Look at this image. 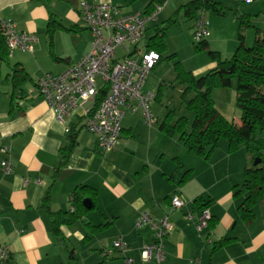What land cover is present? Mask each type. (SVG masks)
I'll return each mask as SVG.
<instances>
[{
	"label": "crops",
	"instance_id": "obj_1",
	"mask_svg": "<svg viewBox=\"0 0 264 264\" xmlns=\"http://www.w3.org/2000/svg\"><path fill=\"white\" fill-rule=\"evenodd\" d=\"M80 1L0 0V19H11L19 30L37 37L32 53L15 49L9 55V64L0 66V162L5 158L12 162L9 174L0 169V243L10 247L9 259L0 264H126V256L133 259L132 264L262 262L264 187L251 219L242 218L238 211L248 195L241 186L244 170L253 166L243 145L229 152L226 140H219L213 154L204 159L189 153L177 136L161 132L157 119L148 126L139 112H126L117 145L103 151L84 127V106L76 107L64 122L56 120L37 91L36 82L44 73L61 72L89 51L92 35L80 19ZM95 1L109 2L122 14L145 12L160 3L162 10L168 7L170 18L182 12L181 6L191 0H135L131 4L125 0ZM210 1L219 2L221 9L216 16L211 12L207 16L209 34L205 41L221 56L236 49L241 16L249 21L242 30L245 46L252 45L264 30V0ZM228 13L235 20L226 21ZM49 20L60 24L54 29L51 43L47 35ZM155 24L147 26L146 37ZM14 64L29 79L21 84V90H15L11 100L13 91L6 75ZM214 66L211 61L200 70L206 72ZM72 129L77 143L55 176L59 150L70 141ZM25 179L29 180L27 184ZM77 185L96 190L97 209L88 213L89 226L77 219L61 225L56 236L51 232L49 215L39 208L40 199L50 187V208L67 211ZM174 195L185 200L182 208L170 207ZM196 198H201L203 208L211 214L200 231L196 224L203 208L193 203ZM142 211L156 218L167 214L173 224L163 241L161 263L140 258L141 248L151 237L149 226H134ZM187 212L193 214L192 219L185 217ZM106 223L107 227H97ZM117 238L130 250L103 255L102 247Z\"/></svg>",
	"mask_w": 264,
	"mask_h": 264
},
{
	"label": "built area",
	"instance_id": "obj_2",
	"mask_svg": "<svg viewBox=\"0 0 264 264\" xmlns=\"http://www.w3.org/2000/svg\"><path fill=\"white\" fill-rule=\"evenodd\" d=\"M162 8V4L156 3L147 12L122 14L120 8L109 2L80 1V19L92 35L89 51L61 72H47L37 79V91L59 122H64L76 107L84 106V127L96 137L97 146L103 151L112 150L117 145L121 120L126 112H139L148 126L156 122L150 110L154 95L144 90L143 85L161 57L157 51L147 49L145 41L147 26L157 22ZM0 32L10 54L15 49L32 53L37 43L35 34L19 30L11 19H0ZM208 34L205 10L199 8L194 15L193 39L200 43ZM117 49H120V54H116ZM0 169L2 173L9 174L11 160L3 159ZM28 181L25 179V184ZM169 202L172 209H180L186 203L177 195L171 196ZM185 217L192 219L193 214L187 212ZM210 219V212L203 208L196 224L197 230L205 227ZM145 225L149 226L151 237L141 248L140 258L161 263L164 259L163 241L173 229V224L167 214L156 218L150 212L142 211L136 216L134 226ZM113 250L126 253L130 247L117 238L105 244L101 252L108 255ZM9 256V245L0 243V261L8 260ZM124 260L126 264L133 263L129 256ZM259 264H264V260Z\"/></svg>",
	"mask_w": 264,
	"mask_h": 264
},
{
	"label": "trees",
	"instance_id": "obj_3",
	"mask_svg": "<svg viewBox=\"0 0 264 264\" xmlns=\"http://www.w3.org/2000/svg\"><path fill=\"white\" fill-rule=\"evenodd\" d=\"M36 1L48 2L50 0ZM133 1L135 0H125V3L131 4ZM199 8L211 9L215 12L221 9L219 2L210 0H191L181 6L188 17L194 16ZM150 9H146L145 12ZM175 22L177 21L174 17L168 18V24ZM57 25L60 24H55L53 20L48 22L47 35L50 43ZM247 26H249V21L241 16L240 30L237 35L238 45L230 57L223 58L220 52L208 50L209 57L211 61L215 62V66L202 74L194 75L191 71L184 70L179 61H175L174 68L177 78L184 83L185 93H193L189 99L185 100L186 108L193 113V120L190 129L187 131V118L185 116L171 120L170 115H167L160 121L159 129L167 136H177L189 153L204 159H208L213 154L220 138L226 140L229 152H234L243 145L251 162L259 157L260 162L257 165L245 167L244 180L241 186L247 190L248 195L238 207L242 218L251 219L254 215L253 206L263 194L264 187V167L262 166L264 162V30L255 37L252 45L245 46L242 30ZM164 29L161 28L156 34L146 37L147 49L160 53L166 48ZM197 45L207 48L205 40ZM9 55L10 52L0 32V66L3 63L9 64ZM168 57H173V54ZM15 67L16 64L12 66L10 74L6 75V77L9 76L12 86L11 100L15 98V90H21V84L29 79L22 68L16 69ZM233 85L236 93L235 103L241 112L239 123L229 121L221 115L215 108L211 97L213 88L231 87ZM76 143V131L72 129L70 141L59 150L55 176L66 164ZM95 195L96 190L91 186L77 185L70 196L71 208L67 211H53L49 206L50 187H48L40 199L39 208L49 215L51 232L59 236L61 225L71 224L77 219H80L86 226L90 225L88 213L97 209L94 202ZM84 198L91 200L90 209L83 206ZM200 202L201 198H196L193 201L195 205L203 208L204 205ZM107 226L108 223L97 227L104 228Z\"/></svg>",
	"mask_w": 264,
	"mask_h": 264
},
{
	"label": "rangeland",
	"instance_id": "obj_4",
	"mask_svg": "<svg viewBox=\"0 0 264 264\" xmlns=\"http://www.w3.org/2000/svg\"><path fill=\"white\" fill-rule=\"evenodd\" d=\"M167 8L159 14L155 26L149 28L147 31V37H150L156 34L161 28H165L164 42L166 48L159 53L161 58L158 64L148 73L144 89L154 95L150 110L155 115V118L157 117L156 119L158 121L163 120L167 115H170L171 120L185 116L187 118L186 130L188 131L193 120V113L186 108L185 100L189 99L193 93H185V85L177 78L174 63L176 60L179 61L184 70L191 71L193 74L204 73L205 70L200 69L208 64V62H211L208 50L212 49L209 46H206L207 48L200 47L194 41V16L186 17L183 11L177 14L175 13L171 17H174L177 22L168 24V17L171 14L167 13ZM204 10L206 19L210 12L216 16L215 11L211 9ZM235 18L234 15L228 13L225 20L231 21L232 19L235 20ZM249 43H252V40ZM237 45L238 42L236 43ZM221 47H223V51H227L224 50V46ZM232 51L234 50H231L229 54L221 57H229ZM120 53V49H117L116 54ZM171 54H173V57H168ZM211 97L214 101L215 108L227 120L233 121L234 123L240 121L241 112L235 103L236 93L234 85L231 87L213 88L211 90ZM220 140L225 141L224 138H220ZM253 161L251 164H253Z\"/></svg>",
	"mask_w": 264,
	"mask_h": 264
},
{
	"label": "water",
	"instance_id": "obj_5",
	"mask_svg": "<svg viewBox=\"0 0 264 264\" xmlns=\"http://www.w3.org/2000/svg\"><path fill=\"white\" fill-rule=\"evenodd\" d=\"M259 162H260V158L256 157L253 161V165H257ZM82 204L86 209L91 208V200L89 198H84Z\"/></svg>",
	"mask_w": 264,
	"mask_h": 264
}]
</instances>
